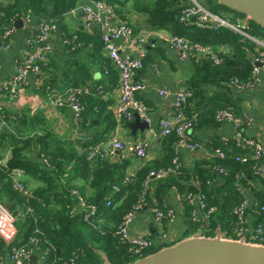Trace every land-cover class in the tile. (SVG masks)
I'll list each match as a JSON object with an SVG mask.
<instances>
[{"label":"trees","instance_id":"16d2710c","mask_svg":"<svg viewBox=\"0 0 264 264\" xmlns=\"http://www.w3.org/2000/svg\"><path fill=\"white\" fill-rule=\"evenodd\" d=\"M106 1L114 5L119 16L122 15L119 6L127 0ZM79 2L80 0H7L0 7V41L4 40L2 37L5 31L15 26L18 18L33 13L39 23L46 18L59 25L64 15L75 9ZM190 2L191 0H134L135 6L147 14L150 26L186 36L192 43L207 47V53L191 60L193 72L188 80V88L193 90V96L187 99L182 108L185 116L192 121V128L188 131L189 138L202 144L201 149L207 151V157L183 161V152H179L176 147L179 137L173 130L168 135H161L159 150L141 163L134 175L128 178L131 164L129 158L104 153H95L91 157L92 149L89 145L82 144L79 149L80 146L75 142L63 140L50 125L44 112L34 113L13 105L0 107V119L7 122L6 126H0V150L10 151L7 166L0 165V199L3 202L11 201L14 208L25 200L23 194L13 186L11 171L15 168L23 169L36 181L37 185L32 188L29 179L21 180L32 192L30 203L34 214L24 216L19 221L18 243L31 249L40 247L52 264H65L71 257L78 264H131L141 258L142 256L132 252L129 243L123 242L118 230L125 215L140 204L142 199L145 204L139 213L153 207L162 210L173 208L178 217L179 210L171 205L170 198L180 196L177 201L183 212L181 239L194 235L199 229L203 237H214L219 229L226 231L227 237L239 239L241 233L236 231V209L245 199L249 200L247 191L252 200H249L246 215L251 211L256 215V220L251 229L247 219V230L242 234L254 232L260 223H264V176L254 174L250 150L238 147L234 140L223 144L216 137L203 141L194 135L196 130L217 128L222 124L216 119L218 111H234L229 104L217 98L209 99L206 105L195 106L194 100L202 94L203 88H227L234 79L249 80L253 70L251 58L264 49L260 44L227 27L213 29L199 28L194 23L184 24L180 21L181 13ZM237 14L245 17L240 12ZM248 29L250 34L264 41L263 27L249 20ZM78 35L81 36L80 39H84V36ZM214 57H218L220 62ZM53 64L49 60L43 67V74H53L50 70L56 68ZM60 69V72L52 76L54 83H51L55 86L62 74L69 87L66 90L65 87L59 88L61 90L56 91V96L66 97L69 88L92 84V72L87 69L81 70L82 72ZM49 83L47 81L41 85V92L46 90V84ZM82 103L85 110L78 121L83 127H90L94 118H101L102 115L101 120L108 121L110 125L115 123L113 111L106 108L113 102L105 101L96 89L91 94L84 95ZM243 127L248 126L245 123ZM219 147L224 151V156L216 154ZM177 156L182 160V168L178 173L153 180L149 186H145L150 170L171 165ZM241 156H248L249 159L243 162L239 159ZM88 187L91 189L90 193L87 191ZM74 191H78L89 204L99 205L97 217L89 221L84 219L86 208H80L79 197ZM191 194H202L206 208H197L188 198ZM108 198L111 200L110 205H107ZM210 208H214V211L207 217L206 211ZM168 223L169 220L164 219L165 227H168ZM151 234L148 237L153 243L144 250L143 257L171 246L159 243ZM253 239L251 242L264 243ZM8 253V247L0 238V261Z\"/></svg>","mask_w":264,"mask_h":264},{"label":"built area","instance_id":"2783aa9c","mask_svg":"<svg viewBox=\"0 0 264 264\" xmlns=\"http://www.w3.org/2000/svg\"><path fill=\"white\" fill-rule=\"evenodd\" d=\"M7 0H0V7ZM85 4L81 7L82 12V25L91 29L92 26H99L101 30V38L103 42V48L111 61V64L117 68L119 72L118 81V101L115 107V113L119 120L131 121L138 114L139 117L145 121L150 127L153 122V117L149 113V106L146 102L138 98L140 92H142L146 84L137 78L139 71L144 66V60L146 58V49H142L134 55L129 52V47L134 45L144 46L146 43V35L143 32L136 33L133 27L126 20H119L116 16L115 7L113 4L106 0H85ZM180 21L184 24L194 23L199 28H213L227 27L242 36L260 44L264 49V41L256 38L248 31L249 20L237 16L235 21H231L227 18L220 16L219 14L211 11L207 6L199 3L197 0H191V2L182 10ZM56 28V24L43 18L38 24V28L34 38L29 42L30 49L25 52L21 58L16 61L14 74L4 79L0 83V98L5 95L18 96L19 88L22 84L26 83L31 75L37 76V82L40 84L39 75L42 73V69L49 62V54L53 51L54 46L52 42L53 31ZM15 26L5 31L3 39L10 38L14 32ZM160 37L163 41L170 43L176 50L178 59L180 61L192 60L198 55H203L208 52L207 47L199 44L192 43L191 40L183 35L163 32L160 33ZM3 41V40H2ZM0 41L1 48H8L9 43L3 44ZM217 62H220L218 57H214ZM253 64L252 77L247 81H240L238 79L232 80L230 83L237 89H246L250 87L258 86L261 82V72L264 69V50L258 51L257 54L251 58ZM93 89L101 91V87L96 84H90L77 88H70L66 97L56 96L54 104L57 106H64L68 104L75 112L78 118L85 110V106L82 103V97L86 94H91ZM161 95H168L165 89L159 91ZM174 111L171 115L164 116L159 119L158 126L161 135H168L173 130L176 131L179 139L176 143L177 150L183 151H195L201 149L202 144L196 141H191L188 136V131L192 128V121L189 120L183 113V106L189 97L193 96L192 89L185 87L179 88L174 92ZM216 119L221 123H231L234 127V133L231 138H224L223 144H226L230 140H234L236 145L242 149H248L251 152V160L254 161V174L264 176V144L255 136L251 135V121L246 116H239L231 109H223L217 112ZM247 124V128L243 127V124ZM92 149V155L95 153H101L105 155H115L116 151L128 150L138 160L143 158H149L148 145L143 140L134 141L128 144L124 142L119 136H113L109 142H104L98 145H89ZM216 154L224 156L225 153L222 148L216 149ZM239 159L246 162L249 157L241 156ZM182 168L181 157L177 156L169 166H163L160 168L152 169L148 173L145 186L153 180H161L169 175L176 174ZM24 173L23 169L15 168L11 171L12 179L14 180V188L21 192L25 197V200L17 206L15 209H9L0 201V235L9 243L10 250L7 260H1L0 264H29L32 261L33 256H36V264H52L47 260V257L40 247L35 246L29 248L24 244L17 243L16 234L18 232L17 222L24 216H32L34 209L31 206L30 200L33 198L31 190L27 189L20 181V175ZM134 174L128 175V178ZM79 197V206L86 208L84 211V219L89 221L98 216L99 205L89 204L86 199L79 194L78 191H74ZM189 200L195 203V206L199 209H205L206 205L202 200V194L189 195ZM176 199H180L179 195H176ZM111 200L108 198L107 205H110ZM145 202L142 199L141 203L134 206L129 211L119 226L118 234L125 243H129L133 253L143 257V252L148 249L153 241L146 235L133 234L131 226L135 220L136 215L143 208ZM250 201L245 199L239 207L236 209L237 213V225L236 231L239 233L245 232L247 215L246 209L249 206ZM214 211V208H210L206 211L208 217ZM151 212L154 214L156 224L162 229L158 231V240L163 241L168 237L165 228L164 219L174 222L176 220V211L173 208H166L165 210L159 207L151 208ZM202 231L199 229L197 234L201 236ZM258 239L264 241V223H260L254 230V236L252 239ZM65 264H78L74 257L69 258Z\"/></svg>","mask_w":264,"mask_h":264},{"label":"crops","instance_id":"0c3cea01","mask_svg":"<svg viewBox=\"0 0 264 264\" xmlns=\"http://www.w3.org/2000/svg\"><path fill=\"white\" fill-rule=\"evenodd\" d=\"M85 0H80L77 7L66 13L59 25L53 31L52 42L54 49L49 54V60L54 64L50 69L53 74L47 76L45 73L39 75L40 84L37 82V76L31 75L27 82L19 88L18 96L0 98V107L15 106L17 108H27L31 112H44L50 122V125L56 133L66 141H73L77 146L84 144L98 145L104 142H109L113 136H119L124 142H134L143 140L148 145L149 158L156 153L161 144L162 136L160 134L158 122L159 119L171 115L174 111V92L179 88L188 87V80L193 72L191 60L180 61L178 59L175 48L168 42L161 39L160 33L168 32L165 29H157L150 26L147 22V14L135 6L134 0H127L120 4L122 15L116 16L119 20H126L133 27L136 33L143 32L146 35V43L144 46L132 44L129 47V52L137 55L140 50L146 49L147 55L144 60V66L139 71L137 78L146 84L145 89L139 93L138 98L143 100L149 106V113L153 117V122L146 130H137L133 133L132 128L127 125L128 121L119 120L115 113L116 103L118 101V81L119 72L116 67L111 64L107 53L102 46L101 30L99 26H92L87 29L82 25L81 7L85 4ZM23 25L21 28L15 26L14 32L8 40H3V44L9 43L8 48L0 47V83L14 74L16 61L21 56L29 51V42L34 38L38 28V18L33 13L22 17ZM52 22V21H51ZM54 23V22H53ZM55 24V23H54ZM81 34L84 39H80ZM66 68L73 72H82L87 69L92 72V84L101 87L99 91L105 101L113 103L107 105L106 108L113 111V119L115 123L110 125L108 121H103L101 118H94L93 125L83 127L76 117L75 112L68 104L57 106L54 104L56 91L65 87H69L62 74L55 86H53L52 76L60 72V68ZM111 67V68H110ZM43 70V69H42ZM50 71V72H51ZM76 75V74H74ZM46 79V81H45ZM46 90L41 92V85L45 82ZM51 81L53 83H51ZM229 87L205 86L202 94L195 98L194 104L197 107L206 105L209 99H222L223 102L229 104L230 108L240 113L242 116L248 117L251 121V135L257 137L264 144V69L261 72V82L258 86L246 89H237L233 85ZM55 87V88H54ZM61 88V89H59ZM70 89V88H69ZM68 89V91H69ZM165 89L170 92L168 95H161L159 91ZM67 91V92H68ZM193 91V90H192ZM103 114V113H102ZM135 118L130 122H134ZM1 126V125H0ZM234 133V127L231 123H222L217 128L201 129L194 131V135L200 140H210L213 137L223 141L224 138H231ZM83 146V145H82ZM81 146L79 147V149ZM120 158H129L131 164L128 168V175L134 174L138 170L141 163L149 158L137 159L128 150L116 151ZM110 156V155H109ZM207 157L205 149L195 151H183V161L195 160L201 157ZM10 157V151L0 150V165L7 166V159ZM20 181L29 179L30 187L33 188L36 181L29 177L24 171L19 177ZM89 188V187H88ZM88 193L91 189L89 188ZM247 196L251 201L250 192L247 191ZM5 206H12L11 201H2ZM170 203L173 207L179 210V215L174 222L168 223L169 230L176 234L182 235L183 221L181 207L175 195L170 198ZM249 225L252 228L253 222L256 220V215L251 211L247 216ZM21 220V219H20ZM19 220V221H20ZM17 222V225L19 223ZM155 225V227H154ZM156 221L151 210H145L138 213L131 226L133 234L146 235L152 233V237L158 239V231L156 230ZM18 228V226H17ZM250 236H254V232L249 231ZM195 235H198L195 233ZM215 235L227 237L224 230L217 229ZM0 238L5 242L10 250L9 243L0 235ZM247 239L246 236L241 238ZM20 240L19 230L16 234V241ZM247 241V240H246ZM8 254L5 256L7 260ZM37 258L33 256L29 264H36Z\"/></svg>","mask_w":264,"mask_h":264},{"label":"water","instance_id":"95a60500","mask_svg":"<svg viewBox=\"0 0 264 264\" xmlns=\"http://www.w3.org/2000/svg\"><path fill=\"white\" fill-rule=\"evenodd\" d=\"M224 7L240 12L264 28V0H217ZM23 19L15 26L21 28ZM175 100V95L172 96ZM133 133L149 126L138 114L134 122H127ZM119 152V151H117ZM11 209V206H7ZM131 264H264V243L225 237H203L192 235L174 245L139 258Z\"/></svg>","mask_w":264,"mask_h":264},{"label":"rangeland","instance_id":"374dc122","mask_svg":"<svg viewBox=\"0 0 264 264\" xmlns=\"http://www.w3.org/2000/svg\"><path fill=\"white\" fill-rule=\"evenodd\" d=\"M199 3L207 6L211 11L219 14L220 16L224 17V18H227L231 21H235L236 20V17L237 16H240L237 14V12L227 8V7H224L222 5H220L218 3L217 0H197ZM242 18H245V17H242ZM2 122V124H1ZM6 121L3 122V119H0V125L1 126H6ZM155 227V225H154ZM162 228L157 224L156 225V230L159 231L161 230ZM163 229L165 231H167L168 233V237L165 238L163 241H159V243L161 242L163 245H173L174 243H177L179 242L182 237V235H178V236H175L176 234H173L170 230H169V227H163ZM194 234V233H193ZM218 235H215L214 237H217ZM244 236H246L247 239L245 240H250V241H253L254 239H252V236H250L249 233H245V234H240L239 237L240 239L243 238Z\"/></svg>","mask_w":264,"mask_h":264},{"label":"bare ground","instance_id":"6f19581e","mask_svg":"<svg viewBox=\"0 0 264 264\" xmlns=\"http://www.w3.org/2000/svg\"><path fill=\"white\" fill-rule=\"evenodd\" d=\"M249 30V29H248Z\"/></svg>","mask_w":264,"mask_h":264}]
</instances>
